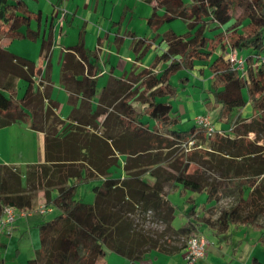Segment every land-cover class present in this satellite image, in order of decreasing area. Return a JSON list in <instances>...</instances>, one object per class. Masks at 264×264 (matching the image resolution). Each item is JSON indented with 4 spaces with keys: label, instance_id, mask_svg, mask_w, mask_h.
Listing matches in <instances>:
<instances>
[{
    "label": "trees",
    "instance_id": "16d2710c",
    "mask_svg": "<svg viewBox=\"0 0 264 264\" xmlns=\"http://www.w3.org/2000/svg\"><path fill=\"white\" fill-rule=\"evenodd\" d=\"M141 1L151 8L147 24L154 35L133 38L130 49L137 62L152 51L149 64L130 78L110 74L99 85L96 56L77 34L61 55L58 79L71 106L62 118L48 75L53 16L32 11L26 0H0V127L24 121L43 132L44 161L27 165L25 177L38 176L60 210L35 224L39 246L31 264H100L106 249L142 264L149 250L168 252L174 235L167 230L186 235L201 222L217 236L241 225L264 239V66L258 63L264 55V0ZM39 36L46 58L42 88L35 83V60L7 47L16 38ZM225 46L243 58V72L233 68ZM203 75L202 82L190 80ZM18 79L24 83L19 96ZM140 81L144 88L136 92ZM188 82L224 125L206 134V145L200 143L203 126L180 127L181 112L167 98L179 100ZM138 108L153 125L142 122ZM192 139L195 144L185 150L182 144ZM5 169L0 163V213L4 205L30 203L28 195L5 191ZM80 181H98L92 202L76 198ZM168 187L204 191L206 203L223 194L233 201L215 218L195 216L193 205L187 224L174 227ZM148 210L164 224L158 235L137 221ZM249 264L264 262L253 256Z\"/></svg>",
    "mask_w": 264,
    "mask_h": 264
},
{
    "label": "crops",
    "instance_id": "0c3cea01",
    "mask_svg": "<svg viewBox=\"0 0 264 264\" xmlns=\"http://www.w3.org/2000/svg\"><path fill=\"white\" fill-rule=\"evenodd\" d=\"M26 2L32 11H35L36 9L41 10L43 17L53 16L54 20H53L52 31H53V44L55 47L56 44L58 46L61 45L56 40L55 34L57 33L58 27L60 25L56 21L57 20L56 16L59 9L62 7L64 8L66 7L65 9L67 10V12L72 13L74 15L73 20L77 21L78 17L80 18L85 16L84 17L85 20L81 19L82 22L81 24L83 26L82 28L87 26L88 23L94 27V29L92 28L91 32L87 33L86 31V34H82L84 45L86 48H89L90 50H91L90 43H92V39H93L92 37L97 38L98 40L100 36L105 34L107 36V39H105V43H106L107 41H112L116 35L121 36L123 34L122 32L121 33L117 32L118 29H120L121 31L126 29L127 32H132L133 6H135L134 10H140V12L143 14L142 16L145 17L146 24H147V17L151 14V11L148 12L149 6L146 5L144 2H142L141 0H76L75 2L74 1L70 2V0H63L58 5L56 4V0H50V1L45 0V2L48 4L45 11L42 9L40 0H36V2H34L33 0H26ZM69 2L70 4L68 5ZM72 7H74V9H72ZM85 8L90 9L91 11H89V13L85 14L84 16H80L83 15V11L81 10ZM88 34H95V35L93 36ZM147 35L148 34H145V36ZM151 35L153 36L154 32ZM145 36L135 35L132 37V39L141 38V37L146 38ZM70 39H74V37L71 38L69 37V40ZM76 41H77V36L75 37V42ZM131 41H129V46H128L129 53L131 52L130 49ZM126 43L127 41L126 39H124L120 46V52H123L122 48L125 46ZM70 44H74V42ZM10 45L11 44L7 46L8 49L12 50L13 52H16L13 49H11ZM61 48L63 52V50H65V46L64 47L61 46ZM49 52L50 53L52 52V47ZM111 53L114 54V56L111 57L110 60L111 64L108 68L109 70L102 69L98 74L96 72L97 77L98 75L104 74V76H102V79L105 78L104 82H106L107 77L110 74L123 77L126 73H128L127 70L123 69V66L125 64L127 65V67L131 65V63H127L128 61H123L121 64L122 66H119L118 64L121 62V59L120 61L118 60L119 59L118 55H120L121 53H117L115 50L111 51ZM127 57H130V55H125V59H127ZM130 59H132L135 63L139 64V62L135 61L133 58ZM42 62L40 64H42ZM140 64L142 67H145L148 65V62L142 61V63ZM38 67L39 66L37 65L36 62V70ZM120 71L121 73H123L121 74L122 76L119 75ZM126 75L124 76L125 78ZM99 79L100 78L98 77V82ZM198 79L199 78H194L190 80L191 82H193L194 80L196 81ZM19 80L20 79L17 80V85H19L18 84ZM51 84L53 85V82ZM23 85L24 83L22 84V86ZM188 85H190V82L186 83L185 87H188ZM17 96H19L18 92H17ZM178 97L180 102L182 96L178 95ZM197 98L199 100V103H202L203 95L201 93L198 94ZM183 100L187 102V108L189 112L186 111V107H185V111H182L183 108L181 107V105H178L179 106L178 109L181 112L182 118H184L185 116L186 117H189L191 115L194 116L198 109H195L194 103L192 102L193 97L191 96L183 97ZM203 110L205 114L207 113L211 115L214 123L215 122L214 119L216 116V109H203ZM146 125L150 126V123H146ZM219 126L221 128L224 125L221 124L216 127L219 128ZM26 137L28 138V140H26ZM44 155H45V145H44L43 132L31 129L28 126V124L24 121H16L7 126L0 127V163L6 165V169L3 171V179L6 181L5 191H13L14 193L25 194L30 197L29 204L26 205L20 204L16 206L17 215L13 222L12 232L10 233V235H0V248H4L5 250L6 247L8 248L9 243L17 238L19 247L21 246L23 249L27 250V254H28V258L26 260L27 264H31L28 262V259L34 256L35 251L39 246L38 234L35 228V224L43 219H48L52 217L53 215L59 213L60 211L59 208L53 203L52 199L49 200L45 196L44 189L41 185L42 182L38 176L37 177L34 176L31 180H26L25 177L26 166L33 163L43 162ZM19 162H25L26 164L22 166H18L17 164ZM69 181L71 182L72 180ZM53 193L55 192H52V194H50L52 197L54 196ZM41 204H45L48 207L47 212L40 213L37 210V208ZM172 226H174L173 223ZM234 236L235 234L233 232V228H230L229 231L224 235L217 236L216 234H212L210 235L209 238L207 237V239H209L208 240L209 244L207 245L204 256L201 257L194 264H229L230 261L233 260L236 261L234 257H237V254L241 253V251L238 249V245H241V243L243 242V238L239 234L237 238L234 240ZM255 244L256 243H254L253 245L257 246V244L256 245ZM1 250L2 249H0V251ZM231 250L233 251V254H230ZM20 252H21L20 248H17V250L15 251L17 255ZM153 253L154 252L150 251V253L148 252L146 256V257H150L151 260L153 259L151 264H180L177 261V259L181 260V262L185 264L181 254H177L176 256H173L170 255L169 250L167 253H163V252H155V254ZM0 256H1V252H0ZM252 256H255L258 259V255L256 254L255 248H253L250 251L248 256H246L245 260L241 259V262L243 261L242 264H249ZM13 257H15V255ZM6 261L7 260L5 256L0 257V263ZM100 264H129V260L119 254H116L106 249L104 256L100 260ZM142 264H146L144 258L142 259Z\"/></svg>",
    "mask_w": 264,
    "mask_h": 264
},
{
    "label": "rangeland",
    "instance_id": "374dc122",
    "mask_svg": "<svg viewBox=\"0 0 264 264\" xmlns=\"http://www.w3.org/2000/svg\"><path fill=\"white\" fill-rule=\"evenodd\" d=\"M73 1L75 2L76 0H70V2H73ZM70 2L68 3V5L70 4ZM40 4L42 5V9L45 11L48 4L45 2V0H40ZM65 8L64 7L60 8L58 13H57V16H56V18H57L56 21L60 25L58 27L57 33L55 34V37H56V40L61 45L58 46L56 44V47L54 46V44L52 45V52L51 53L49 52L50 53V55H49V57H50V63L49 64L50 65H49V69H48V75L53 82V85L51 84L52 85V97L58 102V107L56 108L55 111L62 118L67 117V115L71 109V106L67 101V97H68L67 92L60 85V82L58 79L60 62H61V54H62L61 46L67 47L68 44L73 43V42L75 43V37L77 36V34H79V33L80 34H86V31H87V33H89L92 31V28L94 29V27L91 26L89 23L84 28H82L83 26L81 24L82 23L81 19L85 20L84 15L89 13V11H91L90 9H87V8L82 9L81 11H83V15H80V16H84V17H80V18L78 17V19L76 21V20H73L74 15L72 13H68ZM148 8H149L148 12H150L151 8L150 7H148ZM72 9H74V7H72ZM134 9H135V6L132 7V32H127L126 29L123 31L118 29L117 32H119V33L122 32L123 34L121 36L116 35L112 41H107L106 43H105V39H107V36L105 34L100 36L98 38V40H97V38L92 37L93 39H92V43H90V47L96 56L94 59H96V62H97V64H96L97 74L102 69L109 70L108 68L111 64V62H110L111 57L114 56V54H112L111 51H114V50L117 53H121L120 55H118V57H119L118 60L120 61V59H121V62L118 64L119 66H122L121 64L123 61H128L127 63H131V65L129 67H127L126 64L123 66V69L127 70V72H128V73H126L127 75L125 74L126 78H130L131 74H134V73L138 72L141 68H143L140 64V63H142V61L148 62V64H149L150 55L152 54V51H149L139 61V64L135 63L132 59H130V58L134 59V57H132V53L131 52L129 53V47H128L129 41H131L132 37L135 35L145 36V34H148L145 37L150 39L152 36L151 34H153V32L151 31V28L146 24L145 17L142 16L143 14L140 12V10H134ZM158 13L159 14L163 13V10L159 9ZM134 15H137V16H134ZM42 23H43V19H42ZM75 25H78V26H75ZM31 27L37 28V23H36L35 19H32ZM88 35L94 36L95 34H88ZM69 37L70 38L74 37V39L69 40ZM40 39H41L40 36L37 38V40H33L30 38H26V37L25 38H16L10 43L11 44L10 47L14 51H16L14 53L19 54V55H24L26 57H29V58L35 60V62H37V65L39 67L37 68V70L35 72L34 78H35L36 85H38L40 88H42L43 72H44V65H45L46 59L44 56L40 55V48H39ZM124 39H126L127 43L122 48L123 52H120V46H121ZM159 51H162V47L159 48ZM223 53L228 57V51H227L226 46L223 49ZM125 55H130V57H127V59H129V60L125 59ZM41 62H42V64H40ZM121 74H123V73H121V71H120L119 75H121ZM102 76H104V74L98 75V77L100 78L99 79V85H102L105 81L104 80L105 78L102 79ZM191 77H192V75L190 76V78ZM203 79H205L204 75L202 77H199L198 80H200V82H202ZM18 84L19 85H17V92H18V95H20V94H22L21 92L23 89V86H22L23 81L19 80ZM133 88L135 89L136 92L141 91L144 88V84L142 81H140L137 84H134ZM194 89L197 90L198 88H194ZM186 94L188 97H190V96L193 97L192 102L194 103L195 109H198V110L196 111L194 116H192V115L189 117L185 116L183 118V120L180 124V127H183V128L189 127L191 124L197 123V118H198L197 116L201 115V114H205L204 110H203L205 108L202 106V103H199V100L197 98L199 92L193 90L191 83H190V85H188V87H185L184 89H182L178 92V95L182 96V99L180 100V102H179V100L172 99L171 97H167V98H169V100L172 102L173 107L179 108L178 105H181V107L183 108L182 111H185V107H186V111L189 112V110L187 108V102L185 100H183V97L186 96ZM135 106L137 108V105H135ZM139 109L140 108H138V110ZM139 112H140V114H142L141 120L143 123H145V124L150 123V125L151 124L153 125V123H154L153 119H151L147 115L143 114L141 109ZM248 114H249V112L247 114H243L242 116H245ZM207 117L209 118L210 122H212L214 128L219 125V122H217V121L214 122L216 126L214 125L213 118L211 117V115L207 114ZM205 138H206V132L203 131L201 133V137H200L201 145L207 144V141ZM26 140H28L27 137H26ZM118 160L121 163V158H119ZM25 164H26L25 162H19L17 165L22 166ZM191 169L194 171H197V172L200 171V167L195 165V164L191 165ZM94 184H96V181H89V182L80 181L77 185V188H76V198H79L85 202H92L94 199V193L92 191V186ZM166 196L169 199V201L175 206V217H174L172 223H173L174 227H177V226H183V225L187 224L186 212L193 205L195 206V216H198V217L211 216V218H215L222 208L221 205H222V202L224 201V198H226V196H228V195L223 194L219 199L211 201L209 203H206L205 202L206 194L204 191L194 192V191H190V190L181 189V187H176V188L168 187L166 189ZM138 223L142 225L143 220L139 219ZM162 228H164V224L162 222H158L157 224L147 225V227H145L144 229L147 230L148 232H151L152 235H158V233L160 232V230H162ZM231 228H233V232L235 234L234 240L240 234V236L243 238V242L241 243V245H238V249L241 251V253H238L237 257H234L236 259V261H234V260L230 261L229 264H242L243 261L241 262V259L245 260L246 256H248V254L250 253V251L253 248H255V250H256V254L258 255V260L260 262H264V239L260 238L261 233L255 232V231L249 229V227H245V226H241V225L232 226ZM194 230L199 231L206 238L207 237L209 238L210 235L214 234L203 222L196 224ZM231 232H232V229H231ZM167 234H169L170 236L174 235L171 237L173 240L170 243L169 248H168L170 255H173V256H176L177 254L182 255V250L184 248V245L186 243V240L188 238L189 233L186 235H175L171 231L169 232L167 230ZM8 235H10V234H8ZM222 235H224V234H222ZM212 239H214V238H212ZM207 240H209V239H207ZM254 243H256L257 246H254L253 245ZM208 244H209V241L207 242V245ZM236 244H238V243H236ZM207 245H206V248H207ZM235 247H237V246H235ZM16 248H20V250H21V252L18 255L15 253ZM0 249H2L0 251L1 252L0 257L5 256L6 260H7L6 262H2L0 264H27L26 263V260L28 258L27 250L23 249L21 246L19 247V243L17 241V238L15 240H13L12 242H10L8 248L6 247L5 250H4V248H0ZM150 251L154 252L153 254H155V252H159V251L154 250V249L149 250L148 252L150 253ZM148 252L146 254H144L143 258H144V261H146V264H149V263L151 264L153 259L151 260L150 257H146ZM230 254H233L232 250H231ZM14 255H15V257H13ZM177 261L180 264H184L179 259H177Z\"/></svg>",
    "mask_w": 264,
    "mask_h": 264
},
{
    "label": "built area",
    "instance_id": "2783aa9c",
    "mask_svg": "<svg viewBox=\"0 0 264 264\" xmlns=\"http://www.w3.org/2000/svg\"><path fill=\"white\" fill-rule=\"evenodd\" d=\"M228 60L231 62L233 68L235 70H239L243 72L244 70V60L242 57L238 56L236 50L230 49L228 50ZM258 63L264 66V55H258ZM197 124L202 125L205 128L206 134H211L214 131V126L212 122H210L207 114H201L197 116ZM195 144V140H188L185 141L182 146L185 150H189ZM231 201V198H224L221 207L228 206ZM48 210V207L45 204H41L38 207L39 212H45ZM17 214L16 208L11 205H4L2 207L0 213V234H8L12 232L13 226L12 223L15 219ZM143 220V226L139 224L141 227L145 228L147 225L157 224L158 220L153 219L152 211L148 210L144 213V217L141 218ZM138 221V220H137ZM207 238L201 234L199 231H192L186 240L184 248L182 250V258L185 264H194L196 263L201 257L204 256L206 245H207Z\"/></svg>",
    "mask_w": 264,
    "mask_h": 264
},
{
    "label": "bare ground",
    "instance_id": "6f19581e",
    "mask_svg": "<svg viewBox=\"0 0 264 264\" xmlns=\"http://www.w3.org/2000/svg\"><path fill=\"white\" fill-rule=\"evenodd\" d=\"M37 210H38V208H37ZM16 211H17V209H16Z\"/></svg>",
    "mask_w": 264,
    "mask_h": 264
}]
</instances>
